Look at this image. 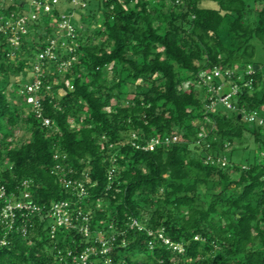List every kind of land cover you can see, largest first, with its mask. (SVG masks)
Instances as JSON below:
<instances>
[{"label":"trees","instance_id":"16d2710c","mask_svg":"<svg viewBox=\"0 0 264 264\" xmlns=\"http://www.w3.org/2000/svg\"><path fill=\"white\" fill-rule=\"evenodd\" d=\"M70 1L31 24L20 59L6 58L0 46V184L18 196L23 181H31V201L41 209L23 222L26 237L18 223L0 245V264H75L66 251L93 245L63 228L50 238L47 210L57 201L74 202L89 215L91 231L114 236L106 254L93 246L88 264H264V125L242 114L264 116V63H254L252 43L264 46V0H81L85 7L75 10ZM16 5L6 13L19 11ZM72 12V21L79 16L78 47L61 57L74 55L76 62L63 73L50 65L46 128L22 100L13 103L8 77L31 75L35 51L55 36L54 20ZM84 12L88 19L100 15V29L84 23ZM248 65L253 74L244 80L251 87L237 83V109L206 112L198 74ZM23 125L29 138L14 146ZM169 135L179 140L142 149ZM245 136L256 152L234 162L236 150L248 149L237 147ZM57 164L68 179L89 178L83 200L51 173ZM131 220L144 228L132 229ZM160 231L182 251L158 240Z\"/></svg>","mask_w":264,"mask_h":264},{"label":"built area","instance_id":"2783aa9c","mask_svg":"<svg viewBox=\"0 0 264 264\" xmlns=\"http://www.w3.org/2000/svg\"><path fill=\"white\" fill-rule=\"evenodd\" d=\"M63 0H28L27 7L24 2L21 5H16L17 0H0V46L3 47V52L6 58L17 60L21 58V47L24 42V37L29 33L31 24L40 19L43 14L46 18H52L53 11L58 9ZM168 1V0H166ZM70 7L83 9L85 3L81 0H71ZM10 5L20 7L17 12L11 11L6 13V9ZM73 12L61 13L55 20L56 27L55 36L51 37L43 47L35 51V57L32 62V71L30 80L25 84H19L12 91L15 92V101L22 100L28 109L41 120L43 127L50 128L52 121L43 114V100L45 96H52V89L49 84H46V76L53 75L50 71V65L58 73L67 71L76 58L74 55L67 59H62V54H73L78 47L76 39L79 34L73 27ZM225 68L221 69L214 67L207 71H201L198 74V86L204 90L202 97L206 102V112H214L218 109H227L235 111L237 109L234 98L238 95L240 86L238 82H242V87H251L252 80H244L245 76L253 74V67L248 65L244 68ZM50 71V72H49ZM67 89L71 90V85L68 83ZM61 89H58V96L61 95ZM13 99V100H14ZM243 120L248 123L257 122L259 125H264V116H261L256 111L243 112ZM203 133L199 134L202 138ZM179 140L177 135H169L160 138L150 139L143 150L153 151L156 147L176 143ZM200 141L198 142V144ZM57 158V156H56ZM208 156V160H211ZM221 166H226L225 158L218 159ZM51 173L58 176V181L61 182L66 191L73 193L78 201L83 200L87 191L85 183H89V178L84 181H77L65 177V172L60 164L55 165ZM115 169L112 168L108 173V180L111 181ZM31 181H23L19 188V195L8 193L5 186L0 184V245H6L7 236L18 227V223L22 224L21 232L24 237L28 235V225L23 222H29L36 214H40V207L31 201L30 185ZM74 202L57 201L51 204L48 212V231L51 239H54L57 230L62 229L68 232L79 233L88 243L93 245L85 247L80 252L66 251L65 258H70L75 264H88L89 258L96 250L94 245L100 244V253L106 254L109 251V244L114 240V236H106L103 232L91 231L90 217L82 211L73 208ZM129 226L142 230L144 227L137 220H131ZM111 229V227H110ZM148 236H154L153 231H148ZM157 239L170 246L173 251L180 253L182 247L173 244L166 238L162 231L157 234ZM150 248L153 247V242H149ZM61 255V251L57 250V257Z\"/></svg>","mask_w":264,"mask_h":264},{"label":"rangeland","instance_id":"374dc122","mask_svg":"<svg viewBox=\"0 0 264 264\" xmlns=\"http://www.w3.org/2000/svg\"><path fill=\"white\" fill-rule=\"evenodd\" d=\"M25 4V6L27 7L28 4V0H22ZM92 6L94 7V4H92ZM201 7L204 8H211V9H216L217 8V4L211 1H202L201 2ZM84 23L91 28V30H98L100 29V23H99V18L100 15L97 14L96 17H91L88 19V17H90L89 12H84ZM79 16L76 15V17L73 19V25H75L76 27L79 26L78 24H80L79 21H77L76 19H78ZM226 23V22H225ZM224 23V24H225ZM84 24V25H85ZM226 29V24L223 26V29L221 31V34L223 35L224 31ZM253 45L255 46V56H254V63L257 65H261L264 63V46L260 43V41L258 40H253L252 41ZM9 81L12 84L8 85V88L6 90H8V93L11 96L12 93V89L15 88V83L16 84H25L29 79H30V74L27 73H23V74H16V75H10L9 77ZM60 94H62V92H60ZM16 94L13 91V95H12V100L15 98ZM16 99V98H15ZM15 99L13 100L14 104H17V101H15ZM19 103V102H18ZM222 109V108H220ZM29 138V133L27 131V128L23 125V126H19L16 130V135L14 139H11V141L13 142L14 146H18L20 144H22L23 142H25L27 139ZM247 141H242L241 144H238L237 147L238 149H242V148H246L248 146V149L241 151V150H236L234 152V156H232L231 158L229 157V155L227 156L228 159H232V161L234 162H240L243 161L246 157H253V155L256 152V145L255 143L248 137L245 136Z\"/></svg>","mask_w":264,"mask_h":264}]
</instances>
